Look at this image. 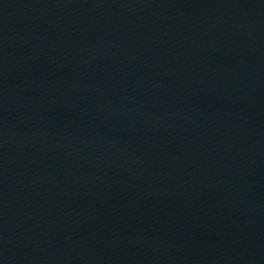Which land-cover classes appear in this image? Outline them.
Returning <instances> with one entry per match:
<instances>
[{
  "label": "water",
  "instance_id": "1",
  "mask_svg": "<svg viewBox=\"0 0 264 264\" xmlns=\"http://www.w3.org/2000/svg\"><path fill=\"white\" fill-rule=\"evenodd\" d=\"M0 264H264V0H0Z\"/></svg>",
  "mask_w": 264,
  "mask_h": 264
}]
</instances>
